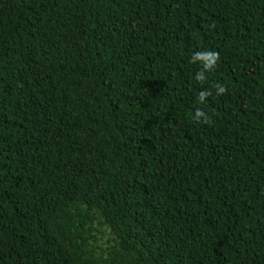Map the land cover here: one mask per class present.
Returning a JSON list of instances; mask_svg holds the SVG:
<instances>
[{
	"label": "trees",
	"instance_id": "trees-1",
	"mask_svg": "<svg viewBox=\"0 0 264 264\" xmlns=\"http://www.w3.org/2000/svg\"><path fill=\"white\" fill-rule=\"evenodd\" d=\"M0 264H264V0H0Z\"/></svg>",
	"mask_w": 264,
	"mask_h": 264
},
{
	"label": "clouds",
	"instance_id": "clouds-1",
	"mask_svg": "<svg viewBox=\"0 0 264 264\" xmlns=\"http://www.w3.org/2000/svg\"><path fill=\"white\" fill-rule=\"evenodd\" d=\"M217 59H218L217 53L213 50L197 51L193 54L192 61L194 63L198 62L201 65V71L196 76L197 81H202L205 79L204 73L206 71L210 72L215 68ZM223 91H224L223 87H220V86L217 87V94L222 93ZM208 95H210V92H207V91L200 92L199 97H198L199 101L204 102L205 98ZM201 117H203L205 121L209 119L208 116L203 111L198 109L195 112L194 118L199 120Z\"/></svg>",
	"mask_w": 264,
	"mask_h": 264
}]
</instances>
